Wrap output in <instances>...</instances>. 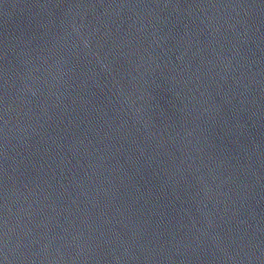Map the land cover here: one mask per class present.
I'll return each instance as SVG.
<instances>
[{
  "label": "water",
  "instance_id": "obj_1",
  "mask_svg": "<svg viewBox=\"0 0 264 264\" xmlns=\"http://www.w3.org/2000/svg\"><path fill=\"white\" fill-rule=\"evenodd\" d=\"M0 264H264V0H0Z\"/></svg>",
  "mask_w": 264,
  "mask_h": 264
}]
</instances>
